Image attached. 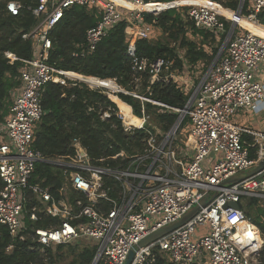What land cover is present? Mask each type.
<instances>
[{
    "label": "built area",
    "instance_id": "obj_1",
    "mask_svg": "<svg viewBox=\"0 0 264 264\" xmlns=\"http://www.w3.org/2000/svg\"><path fill=\"white\" fill-rule=\"evenodd\" d=\"M240 1V8L230 18L208 5L188 6L186 16L195 27L212 31L216 40L222 37L219 51L197 81L184 89L188 99L183 108L141 99L179 111V118L163 137H156L146 127L143 106L139 125L124 123L123 114L117 113L124 131L144 129L147 137L142 151L131 155L123 165L110 166L92 163L77 139L73 142L74 153L66 157L44 155L33 146L36 125L44 113L45 85L82 81L49 62L52 43L48 31L72 5L97 9V22L85 32L84 51L90 53L109 28L124 19L133 71L149 74L151 83L168 78L178 82L171 73L172 61L163 57L139 59L135 54L137 39L154 36V27L145 22L143 13L163 10H131L113 0H37L31 10L39 21L22 35L33 40L34 55L21 59L20 84L0 123V223L7 227L12 241H30L43 250L88 236L96 246L91 264H124L131 250L130 264H151L155 252L172 264H259L260 228L250 223L240 205L257 199L263 208L264 226V167L246 175L264 158V122L258 129H251L236 124L231 115L242 109L253 113L264 109V68L259 69L264 64V37L237 21L243 16L260 23L257 14L264 8V0H251V4ZM20 8L18 1L6 3L12 15H17ZM226 21L230 22L228 28ZM5 54L10 62L17 59L10 52ZM138 80L139 76L135 78ZM183 121L191 129L179 150L174 138ZM244 135L250 140L246 141ZM37 163L63 169L64 180L56 193L41 182H32ZM234 176L240 178L225 183ZM203 199L206 204L184 224L146 246H137L148 234L178 220ZM230 203H238L239 207ZM44 215L57 218L58 224L35 226ZM30 247L33 249V244ZM11 248L9 243L6 249Z\"/></svg>",
    "mask_w": 264,
    "mask_h": 264
},
{
    "label": "trees",
    "instance_id": "obj_2",
    "mask_svg": "<svg viewBox=\"0 0 264 264\" xmlns=\"http://www.w3.org/2000/svg\"><path fill=\"white\" fill-rule=\"evenodd\" d=\"M7 1L9 0H0V123L12 104L11 92L17 90L20 84L18 75L23 64L21 59L34 55L33 40L22 35L30 32L39 21L31 10L37 0H15L21 4L17 15L7 11ZM153 1L161 4L172 1L170 3L174 5L173 3L179 0ZM218 2L231 9H237L239 4V0ZM245 7L246 4L243 13ZM232 14L231 11L227 16ZM143 16L145 22L153 25L156 35L136 40V57L148 60L163 57L173 62L171 70H181L185 62L194 67L207 62L206 66L203 65L205 69L217 52V47H211L212 44L216 41V44H220L222 41V37L216 40L212 31L195 27L189 18L185 21L175 7L156 15L145 12ZM257 16L261 24L256 28V34L264 37V8ZM98 17V11L93 7L72 5L64 10L60 21L48 31L52 43L49 62L61 70L69 71V76L84 75V82L69 80L67 85L53 82L45 85L42 95L44 113L36 125L33 146L44 155L66 157L74 153L73 142L77 139L86 148L92 163L118 166L125 164L131 155L143 150L147 133L138 128H134L132 132L124 131L122 121L117 115L116 103L123 107L125 103L131 106L133 114L138 117L142 116V106L144 110H152L155 113V122L166 132L178 117L177 113L166 106L183 108L188 99V92L181 87L183 84L171 78L151 83L149 74L133 71L132 58L127 53L124 19L109 28L108 34L96 45L93 52H85V32L95 25ZM229 25L230 22L226 21V28ZM177 48L184 49L182 57ZM6 52L14 54L17 59L10 62ZM138 76L139 80L135 81ZM111 79L126 92H114L109 98L104 91L105 87L98 83L114 85ZM85 82L99 88H89ZM138 83L141 87L137 90ZM130 92H138L145 99L166 106L141 101V98ZM105 113L108 115L104 116ZM182 123L184 125V121ZM243 137L246 141L250 140L247 135ZM63 180L64 172L61 167L47 163L36 164L32 182H41L43 186H48L51 192L56 193ZM1 186L0 179V188ZM246 203L240 207L250 220L263 230L262 219L259 222L258 215L252 211V207H256V212L260 213L261 217L262 206L257 199H248ZM106 207H109L107 203ZM251 211L255 218L251 217ZM58 222L57 218L44 215L34 224L38 227H48L57 225ZM9 243L12 248L7 250ZM32 244L33 249L30 247ZM95 249L94 239L82 236L41 250L37 248L36 243L30 241H12L7 227L0 223V264H91ZM155 255L156 259L151 264H172L157 252ZM259 264H264V242L259 250Z\"/></svg>",
    "mask_w": 264,
    "mask_h": 264
},
{
    "label": "rangeland",
    "instance_id": "obj_3",
    "mask_svg": "<svg viewBox=\"0 0 264 264\" xmlns=\"http://www.w3.org/2000/svg\"><path fill=\"white\" fill-rule=\"evenodd\" d=\"M206 1L202 2L201 0H179L177 2H174L173 3L174 5H172L171 3L161 4V3L156 2V3H151V4L145 5V9H148V10L153 11V12H155V11L156 12H160V10H164L165 8L175 7L177 9V11L182 15V17H183V19L185 21L187 20L186 11H187V8H188V6L190 4H200V3L202 4L203 3V4L210 5L212 7L216 6L215 4H218V5H220L223 8H227V9H230L232 11L236 10V9H231V8L223 6L220 2H218V0H216V1L206 0ZM222 1H225V0H222ZM210 2H212V3H210ZM247 2L249 4H251V0H248ZM213 3H215V4H213ZM238 6H239V4H238ZM217 9L219 10V12H221V10L218 8V6H217ZM227 12H228L227 13L228 15L231 13V11H227ZM152 14H157V13H152ZM216 43H217V41H216ZM216 43L212 44L211 47H217V52H218L222 41H221L220 44H216ZM177 50H178V54L182 57L184 55V49L183 48H177ZM202 64L206 66L207 62L202 63ZM203 65L202 66H198V67H194V66H191V65H189L188 63L185 62L184 66H183V68L181 70H172L171 73L176 76L175 80H177L180 83H181V81H180L181 77H184L183 81L185 80V77H190V78H192V79H194L196 81V77L200 76L201 71H203V67H204ZM72 77L83 80L84 75H72ZM110 81H112V80H110ZM112 83L114 85H109L107 83H98V84L103 85L105 87L104 91L108 95L109 94H114V92L124 91V89L119 87L116 84L115 81H112ZM181 84L184 85V86L183 85L181 86L182 88H184V89L186 88L187 90L189 89V85L190 84H188L187 82L186 83H181ZM88 86H89V88H99V87H96V86H93V87H91L90 85H88ZM140 87L141 86L138 83L136 89L138 90ZM110 89H116V90L111 91ZM124 92H126V91H124ZM130 93L131 94H136L137 95L136 97H140L142 100L144 99V97L142 95L138 94V92H130ZM153 104H156V103H153ZM127 108L129 109L128 106H127ZM153 110H155V108ZM131 111H132V108H131ZM173 111L175 113H177L178 115L180 114L177 109H174ZM118 112H120V109H118ZM145 114L147 116L146 123H145L146 127L152 129V133L154 135H156V137H158V138L163 137L164 135H166V133L168 131L164 132L163 130H161L159 128L158 124L155 122V118H154L155 113L152 110H148V111L145 110ZM231 118L239 126L249 127L251 129H258L260 127L259 123L264 122V109H262L261 111H255L254 113L252 112L251 109H242V110H239L238 112L234 113L233 115H231ZM182 124L183 123L181 122L179 124V126L177 127L176 133H175V138H174L175 145L178 147L179 150H181V147H184L183 142L187 141L188 132H190V129H191V126L189 125V123L187 121H185L184 125H182ZM180 126H181V128H180ZM246 202H247V200L243 201V204L246 205L247 204ZM252 209H253L252 211H254V213L258 215L259 222H260L261 221L260 213L256 212L258 209L256 207L255 208L252 207ZM252 211L250 212L251 217L255 218L254 217L255 214ZM247 218L249 219L251 224H253L255 227L258 228V226L256 224H254L250 220V218L248 216H247ZM202 228H203V226L200 227L198 230H200ZM259 230H260L259 231V238H260V243H261V246H262V244L264 242V232L261 229H259ZM63 262H66V261H63ZM197 264H201V263H197Z\"/></svg>",
    "mask_w": 264,
    "mask_h": 264
},
{
    "label": "water",
    "instance_id": "obj_4",
    "mask_svg": "<svg viewBox=\"0 0 264 264\" xmlns=\"http://www.w3.org/2000/svg\"><path fill=\"white\" fill-rule=\"evenodd\" d=\"M242 4V1H240L239 3V8ZM239 15V13L237 14V16ZM235 22V21H234ZM234 25V24H233ZM81 75V74H80ZM82 80V79H81ZM83 81V80H82ZM110 98V96H109ZM114 102V101H113ZM179 118V116L177 117V119ZM176 119V120H177ZM264 167V158L259 162L258 165H256L253 169H251L250 171H248L246 173V175H251L256 173L257 171L261 170ZM240 177L238 176H234V177H230L227 180H225V183H233L236 182ZM206 204V200H202L200 202L199 205H195L193 206L187 213L183 214L178 220L165 225L153 232H151L150 234H148L145 238H143L138 244L137 246H146L148 244H150L151 242H153L154 240H156L157 238H159L162 235H165L169 232H171L172 230L176 229L177 227L181 226L182 224H184L187 220H189L199 209L200 206H204ZM230 205L234 206V207H239L238 203H230ZM248 234H251V231H248ZM235 237H238V234L235 233ZM133 258V251L131 250L128 253L127 259L125 261L124 264H130L131 260Z\"/></svg>",
    "mask_w": 264,
    "mask_h": 264
},
{
    "label": "bare ground",
    "instance_id": "obj_5",
    "mask_svg": "<svg viewBox=\"0 0 264 264\" xmlns=\"http://www.w3.org/2000/svg\"><path fill=\"white\" fill-rule=\"evenodd\" d=\"M113 1H116L117 3H119L120 5H124L126 6L127 8L131 9V10H140V9H145V5L147 4H139V3H134V2H131V1H128V0H113ZM167 3V2H166ZM200 5H207V4H201ZM210 6V5H208ZM212 7V6H211ZM212 8H215L217 11H219L217 9V6H214ZM161 11V10H160ZM220 13H225L227 15L228 12L226 11H221ZM234 14L230 17H233ZM228 17V16H227ZM229 17V18H230ZM238 23L243 26L245 29L253 32L256 34V28L259 26V23H256V22H253L249 19H246L245 17H239V19L237 20ZM259 35V34H257ZM261 36V35H260ZM71 76V75H70ZM114 95V94H113ZM110 96V94H109ZM111 98V97H110ZM112 100V99H111ZM117 104V103H116ZM127 104L125 103V107L123 106H119L117 104V107L118 109H120V112L123 114V117H124V123L126 124H135V125H139L142 121V119L136 115H134L132 112H131V106L127 105L129 107V109L127 108L126 106Z\"/></svg>",
    "mask_w": 264,
    "mask_h": 264
},
{
    "label": "crops",
    "instance_id": "obj_6",
    "mask_svg": "<svg viewBox=\"0 0 264 264\" xmlns=\"http://www.w3.org/2000/svg\"><path fill=\"white\" fill-rule=\"evenodd\" d=\"M202 2H205L206 0H201ZM207 2V1H206ZM218 8H220L221 10H223V11H232V10H230V9H227V8H223V7H221V6H219L218 5ZM233 12V11H232ZM225 14V13H224ZM226 15V14H225ZM227 16V15H226ZM232 16V15H231ZM228 17H230V16H228ZM262 26H264V25H262ZM154 33V36L156 35V33H155V31H153ZM262 68V71H263V68H264V64H261L260 65V67H259V69H261ZM197 78L198 77H196V81H197ZM183 79H184V77H181V83H189V84H191V83H195L196 81L194 80V79H192V78H190V77H185V80L183 81ZM15 92H16V89H14L12 92H11V101H12V99H13V97H14V94H15Z\"/></svg>",
    "mask_w": 264,
    "mask_h": 264
}]
</instances>
